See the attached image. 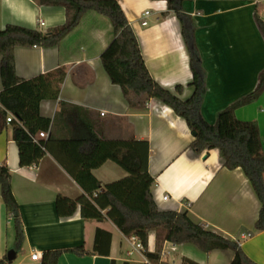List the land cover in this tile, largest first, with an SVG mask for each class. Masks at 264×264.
Instances as JSON below:
<instances>
[{
	"label": "crops",
	"instance_id": "crops-1",
	"mask_svg": "<svg viewBox=\"0 0 264 264\" xmlns=\"http://www.w3.org/2000/svg\"><path fill=\"white\" fill-rule=\"evenodd\" d=\"M118 2L138 38L152 77L171 91L182 85L180 97L189 98L194 91L189 86L193 80L190 56L181 21L168 8V0ZM182 11L194 24L205 72L202 116L210 124L218 122L220 131L229 135L237 128H250V149L255 155L262 154L264 92L257 101L237 108L234 113L219 114L252 92L264 69V35L255 18L257 14L264 21L263 1L182 0ZM65 21L64 7L42 6L35 0H0V30L7 24H18L46 31ZM113 37L110 20L88 12L58 46L16 47V71L21 78L29 79L61 66L66 68L59 98L44 100L40 106L41 114L52 121L51 132L56 139L71 137L73 126L65 113H60V101H64L79 107L81 118L104 140H147L148 168L155 178L151 191L158 208L188 211L194 220L238 242L252 260L264 264V231L255 229L261 203L243 170L225 167L218 148L202 153L192 150L194 136L186 121L171 107L155 99L145 108L128 104L121 87L111 82L101 61V54ZM4 122L0 110V128ZM12 134V124L6 123L0 132V163L6 162L11 173L25 241L15 249V228L0 188V259L7 258L8 251L15 249L17 256L11 264H42L46 251L64 250L58 264H152L136 248L137 241L124 235L109 218L85 219L80 207L72 216L58 214V195L77 199L86 191L57 159H76L81 151H71L67 148L71 143L55 140L50 143L52 152L32 165L21 166ZM69 165L74 166L73 162ZM93 174L103 186L128 175L111 160L94 169ZM166 195L168 199H164ZM98 228L111 234L110 242L107 235L101 237L102 249L108 248L109 254L91 253ZM80 246L90 254L65 251ZM148 250L159 252L160 261L171 264H181L184 257L200 264H230L234 256L232 250L205 252L191 243L159 241L155 231L149 234ZM35 251L40 253L39 260L31 258Z\"/></svg>",
	"mask_w": 264,
	"mask_h": 264
},
{
	"label": "trees",
	"instance_id": "trees-1",
	"mask_svg": "<svg viewBox=\"0 0 264 264\" xmlns=\"http://www.w3.org/2000/svg\"><path fill=\"white\" fill-rule=\"evenodd\" d=\"M39 5L64 7V24L46 31L18 24H7L0 30V90L1 114L4 124L11 123L12 137L19 149L20 165L28 166L38 162L44 155L52 152L51 141L71 143L67 148L81 151L76 159H57L73 176L86 194L77 199L58 195L56 209L60 216H72L80 207L85 219L101 221L109 218L120 231L128 237H136L141 242L142 252L152 264H171L160 261L159 252L148 250L149 234L155 231L159 241L167 240L174 244L191 243L199 249L210 252L216 249L232 250L230 264H259L252 260L238 242L228 239L194 220L188 211L160 210L153 198L151 187L155 178L150 174V146L147 140L114 139L104 140L93 127L81 118L80 108L60 101V113H65L73 128L69 139H56L51 132L52 121L40 112L41 102L59 98L66 77V68L61 66L52 72L24 79L16 71V47L58 46L62 40L75 30L84 15L94 12L108 18L112 24L113 39L101 54L102 65L111 82L121 87L124 98L131 107L145 108L151 99L171 107L174 113L183 118L194 139L190 148L198 153L218 148L224 158V166L229 169L241 168L248 178L261 203L257 231H264V152L255 155L249 146L251 129L240 127L229 135L220 131L219 123L210 124L202 116L201 107L205 92V72L201 55L196 44L195 27L192 20L182 11V0H168V8L177 13L182 24V35L186 43L193 80L189 86L194 91L189 98L182 99L184 87L176 86L175 91L164 88L150 74L138 38L118 0H35ZM246 1V0H243ZM256 23L264 35V21L256 14ZM264 92V69L258 76L255 89L236 100L219 115L234 113L237 108L258 100ZM7 112L16 119L7 122ZM0 128V132L2 131ZM46 138L33 140L40 131H48ZM111 160L122 167L128 175L105 184L94 176L93 170ZM69 162V163H68ZM73 162L74 166L69 164ZM0 188L8 217L15 228V249L21 248L25 232L20 205L12 188V177L6 162L0 163ZM111 234L97 229L94 250L91 253L105 252L101 237ZM80 255L90 254L83 246L67 249ZM64 250L46 251L42 264H58ZM0 264H8L7 258ZM123 264H130L124 262ZM181 264H200L184 257Z\"/></svg>",
	"mask_w": 264,
	"mask_h": 264
},
{
	"label": "built area",
	"instance_id": "built-area-1",
	"mask_svg": "<svg viewBox=\"0 0 264 264\" xmlns=\"http://www.w3.org/2000/svg\"><path fill=\"white\" fill-rule=\"evenodd\" d=\"M148 14H149V11H146L145 15H148ZM143 24L146 25L147 22L143 21ZM40 25H44V22L40 21ZM15 119H16V117L11 112H8L7 122H11L12 120H15ZM48 135H49V130L48 131H40L35 136H33V140L38 142L39 139L46 138ZM164 199H168V195L164 196ZM133 239H135L137 241L136 248L142 251L143 246H142L141 242L139 241V239L136 237H133ZM31 258L33 260H39L41 258L40 253L35 251L34 253H32Z\"/></svg>",
	"mask_w": 264,
	"mask_h": 264
},
{
	"label": "water",
	"instance_id": "water-1",
	"mask_svg": "<svg viewBox=\"0 0 264 264\" xmlns=\"http://www.w3.org/2000/svg\"><path fill=\"white\" fill-rule=\"evenodd\" d=\"M17 256V251L15 249H10L7 253V261L9 264H11Z\"/></svg>",
	"mask_w": 264,
	"mask_h": 264
},
{
	"label": "rangeland",
	"instance_id": "rangeland-1",
	"mask_svg": "<svg viewBox=\"0 0 264 264\" xmlns=\"http://www.w3.org/2000/svg\"><path fill=\"white\" fill-rule=\"evenodd\" d=\"M263 1V3H264V0H262ZM261 17H263V19H264V13H261ZM107 19V18H106Z\"/></svg>",
	"mask_w": 264,
	"mask_h": 264
}]
</instances>
